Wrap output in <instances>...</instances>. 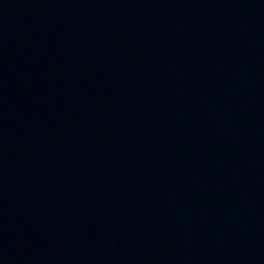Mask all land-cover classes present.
Segmentation results:
<instances>
[{"label":"water","instance_id":"95a60500","mask_svg":"<svg viewBox=\"0 0 264 264\" xmlns=\"http://www.w3.org/2000/svg\"><path fill=\"white\" fill-rule=\"evenodd\" d=\"M264 130V0H228Z\"/></svg>","mask_w":264,"mask_h":264}]
</instances>
